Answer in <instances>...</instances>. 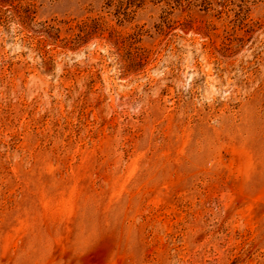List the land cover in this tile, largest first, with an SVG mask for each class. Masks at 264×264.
Returning <instances> with one entry per match:
<instances>
[{
    "label": "rangeland",
    "instance_id": "obj_1",
    "mask_svg": "<svg viewBox=\"0 0 264 264\" xmlns=\"http://www.w3.org/2000/svg\"><path fill=\"white\" fill-rule=\"evenodd\" d=\"M0 264H264V0H0Z\"/></svg>",
    "mask_w": 264,
    "mask_h": 264
}]
</instances>
